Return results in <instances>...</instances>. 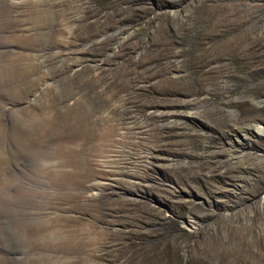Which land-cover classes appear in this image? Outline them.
<instances>
[{"label": "rangeland", "instance_id": "rangeland-1", "mask_svg": "<svg viewBox=\"0 0 264 264\" xmlns=\"http://www.w3.org/2000/svg\"><path fill=\"white\" fill-rule=\"evenodd\" d=\"M0 264H264V0H0Z\"/></svg>", "mask_w": 264, "mask_h": 264}]
</instances>
